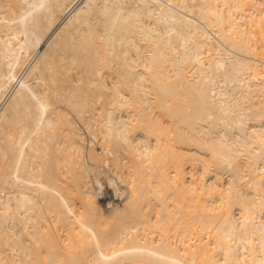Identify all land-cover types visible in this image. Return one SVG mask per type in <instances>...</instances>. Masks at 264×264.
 I'll list each match as a JSON object with an SVG mask.
<instances>
[{
  "label": "bare ground",
  "instance_id": "bare-ground-1",
  "mask_svg": "<svg viewBox=\"0 0 264 264\" xmlns=\"http://www.w3.org/2000/svg\"><path fill=\"white\" fill-rule=\"evenodd\" d=\"M0 264H264V0H0Z\"/></svg>",
  "mask_w": 264,
  "mask_h": 264
},
{
  "label": "rangeland",
  "instance_id": "rangeland-1",
  "mask_svg": "<svg viewBox=\"0 0 264 264\" xmlns=\"http://www.w3.org/2000/svg\"><path fill=\"white\" fill-rule=\"evenodd\" d=\"M102 185L104 186V187H102ZM117 185H118V183H117ZM106 187V188H105ZM117 187V186H116ZM97 188H100V190L98 191V193H99V195H100V197H98V205H99V209H101V210H107V209H110L111 208V204L113 205V204H115L116 203V201L114 200V199H116L118 196H121V197H118L116 200L118 201L117 203H119V204H121L122 202H123V200H122V198H123V195H124V193H123V187H120L121 188V191H122V193H123V195H118V194H116L115 193V191L113 192V190L114 189H112L113 187H111V186H108L107 185V183L105 182V181H103L102 182V184L101 185H99ZM103 188V189H102ZM108 188V190H106ZM98 190V189H97ZM103 193H102V192ZM111 192H112V194H111ZM100 193H102V194H100ZM114 193L116 194L115 196H114ZM103 195V196H102ZM106 196V197H105ZM111 198V199H110ZM110 199V200H109ZM110 205V206H109Z\"/></svg>",
  "mask_w": 264,
  "mask_h": 264
}]
</instances>
